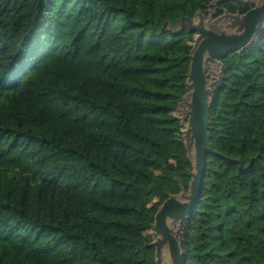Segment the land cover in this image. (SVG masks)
I'll return each instance as SVG.
<instances>
[{
    "label": "trees",
    "instance_id": "1",
    "mask_svg": "<svg viewBox=\"0 0 264 264\" xmlns=\"http://www.w3.org/2000/svg\"><path fill=\"white\" fill-rule=\"evenodd\" d=\"M216 1L0 0V264H160L156 215L196 172L183 20ZM221 71L183 263L264 264V31Z\"/></svg>",
    "mask_w": 264,
    "mask_h": 264
},
{
    "label": "water",
    "instance_id": "2",
    "mask_svg": "<svg viewBox=\"0 0 264 264\" xmlns=\"http://www.w3.org/2000/svg\"><path fill=\"white\" fill-rule=\"evenodd\" d=\"M228 1L251 6V10L244 15H232L227 12L223 14V17L233 19L230 26L234 32L236 31V35L223 31L216 25L206 24L203 19L197 24L190 18L183 20L184 26L187 24L190 30L198 33L195 49L190 56L187 84L190 100L186 98L184 101L189 109L188 130L185 133L191 142L187 149L190 157V148L192 146L195 148L196 172L193 175L191 194L183 197V200L177 198L168 200L156 215L153 231L160 240H155L151 246L156 247L160 264L164 263L165 258L169 264H184L183 230L190 213L199 203L207 167V151H212L209 135L210 109L214 94L223 81V71L216 81L211 82L206 71L211 69V65L220 67L221 60L256 42L264 31V0H217L213 5L218 7L219 3ZM253 3H256V6H253ZM176 226L178 229L173 231V227Z\"/></svg>",
    "mask_w": 264,
    "mask_h": 264
},
{
    "label": "rangeland",
    "instance_id": "3",
    "mask_svg": "<svg viewBox=\"0 0 264 264\" xmlns=\"http://www.w3.org/2000/svg\"><path fill=\"white\" fill-rule=\"evenodd\" d=\"M253 6H256V3H253ZM217 10H218V7L213 5L206 13L200 12L199 14H195L192 17H190V19L194 22V24H197L198 22H200V19H203L206 24L216 25L221 30L227 31L228 33H232V34L236 35V31L234 32L233 31L234 29H232L230 26L233 23V19L225 18V17H223V15L218 16ZM221 17H223V18H221ZM236 27H238V26L236 25ZM237 34H238V32H237ZM197 38H198V34L196 36V39ZM206 72H207V74L210 75L209 82L216 81L220 75V67L218 65H211V69L207 70ZM188 100H190V99L188 98ZM188 112H189V109L187 108L186 104L184 103L181 105V107L179 109L178 116L183 121V124H184L183 132L185 134L184 137H186L185 141H186L187 146L189 147L191 141L189 140V138L187 137V135L185 133L188 130V124H189ZM190 152H191V154H190L191 160L194 162V160H195V148H194V146H192L190 148ZM177 229H178L177 226L173 227V231H176ZM152 234H153L154 239L156 241L160 240V237L156 236L154 231H152ZM163 264H169V261L165 258Z\"/></svg>",
    "mask_w": 264,
    "mask_h": 264
}]
</instances>
